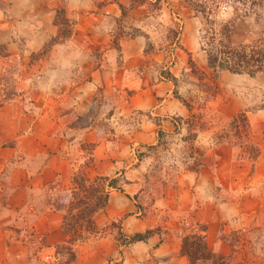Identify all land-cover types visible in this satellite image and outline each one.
<instances>
[{
	"label": "crops",
	"instance_id": "crops-1",
	"mask_svg": "<svg viewBox=\"0 0 264 264\" xmlns=\"http://www.w3.org/2000/svg\"><path fill=\"white\" fill-rule=\"evenodd\" d=\"M180 2L0 0V264H59L68 234L58 205L76 174L117 179L120 189L105 183V206L92 218L99 233L73 248L71 264H189L181 242L200 226L220 261L248 262L249 233L231 232L236 222L215 200L221 168L236 167L231 143L215 141L213 158L149 199L141 189L138 155L179 128L176 86L190 65L221 83L243 81L208 67L197 18ZM235 103L230 117L245 111L239 96ZM236 155L254 164L252 179L264 173V158Z\"/></svg>",
	"mask_w": 264,
	"mask_h": 264
},
{
	"label": "rangeland",
	"instance_id": "rangeland-1",
	"mask_svg": "<svg viewBox=\"0 0 264 264\" xmlns=\"http://www.w3.org/2000/svg\"><path fill=\"white\" fill-rule=\"evenodd\" d=\"M180 1L184 10L197 18L199 44L204 49L217 48L219 23H232L235 31L231 42L245 47L249 53L251 49H257L264 39V0ZM237 75L243 76L237 77L238 80L243 79L240 83L235 84L234 79L221 83L215 74L204 73L201 76L190 65L189 72L176 86V97L184 110V114L178 119L179 128L176 132L160 138L156 146L138 155L144 165L139 178L141 189L149 199L150 195L173 183L183 170L197 171L203 157L213 158L210 148L215 141L231 143L235 149L233 161L236 167L221 168L222 173L218 178L222 181L216 180L215 200L225 209V220L236 222L231 226L234 227L231 232L239 230L237 236L243 239L249 233L247 240L250 242L252 254L248 252L246 263V254L238 257L231 255L233 259L225 262L264 264V173L252 179L254 164L249 162L250 149L247 147L260 146L259 156L264 158V66L253 76ZM238 96L240 106L245 105V111L230 117L231 111L236 108L235 98ZM236 154L247 159L249 163H239L235 159ZM74 179L79 182L81 176L76 174ZM231 181L236 184L231 185ZM100 191V188L96 189L97 197L101 196ZM245 195L249 196L248 201ZM81 225L82 228L75 234L67 232V244L56 248L60 257L59 264H71L75 260L73 248L81 245L90 235L97 237V228L93 229L89 224L86 227L85 222ZM106 226L111 230L116 227L114 224Z\"/></svg>",
	"mask_w": 264,
	"mask_h": 264
},
{
	"label": "trees",
	"instance_id": "trees-1",
	"mask_svg": "<svg viewBox=\"0 0 264 264\" xmlns=\"http://www.w3.org/2000/svg\"><path fill=\"white\" fill-rule=\"evenodd\" d=\"M217 25L219 27L217 48L210 47V49H204V47H202L206 53L207 65L209 68L213 70H226L231 74H247L249 76H253L263 68L264 39L257 49H254V51L252 49L251 51L249 50L250 53H252L250 54L245 50V47L234 45L231 42L232 34L235 31L232 23L225 22ZM5 55V51L0 47V56ZM240 116L242 117V115ZM233 130L237 131V128L233 127ZM247 147L250 149L249 156L251 157V161H254L260 154L259 148L252 145ZM117 182L118 180L114 178H98L91 183L87 182L83 177H81L79 182L74 179V187L70 192V198L66 201V205H58V207H62L64 210V232L75 234L76 231L82 228L81 223L83 222H85V225L87 224L86 227H88L89 224L91 228L93 227V229H95L96 226L93 225L92 218L104 208L108 196V192L105 190L104 185L106 183L109 188L119 190L120 188ZM98 188L101 190V196L97 197L96 195L98 192H96V189ZM196 226L199 227L198 225ZM152 232L153 231H147L144 235H134L128 242L142 241ZM203 232L204 228L200 226L192 234H188L182 239L181 253L187 257L189 264L209 262L213 264H227L225 261H220L221 258L215 256L207 248ZM119 241L121 244L124 243L122 239H119Z\"/></svg>",
	"mask_w": 264,
	"mask_h": 264
}]
</instances>
